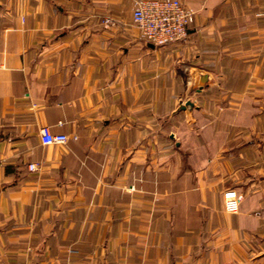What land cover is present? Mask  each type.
Here are the masks:
<instances>
[{
  "label": "crops",
  "instance_id": "obj_1",
  "mask_svg": "<svg viewBox=\"0 0 264 264\" xmlns=\"http://www.w3.org/2000/svg\"><path fill=\"white\" fill-rule=\"evenodd\" d=\"M134 1L0 0V264H264V0Z\"/></svg>",
  "mask_w": 264,
  "mask_h": 264
},
{
  "label": "built area",
  "instance_id": "obj_2",
  "mask_svg": "<svg viewBox=\"0 0 264 264\" xmlns=\"http://www.w3.org/2000/svg\"><path fill=\"white\" fill-rule=\"evenodd\" d=\"M132 20L142 39L157 47H164L187 39L190 26L195 21V11L180 0H135ZM102 23L105 28L116 26V22L109 17L103 19ZM40 138L43 146L66 145L70 140L68 135L54 134L48 127L41 129ZM37 167L34 163L29 165L31 171ZM242 201L243 195L237 190L228 189L224 192L227 213L237 214Z\"/></svg>",
  "mask_w": 264,
  "mask_h": 264
},
{
  "label": "water",
  "instance_id": "obj_3",
  "mask_svg": "<svg viewBox=\"0 0 264 264\" xmlns=\"http://www.w3.org/2000/svg\"><path fill=\"white\" fill-rule=\"evenodd\" d=\"M192 107H193L192 101L181 102L180 110H186V109L192 108Z\"/></svg>",
  "mask_w": 264,
  "mask_h": 264
}]
</instances>
